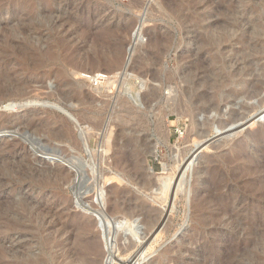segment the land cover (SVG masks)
I'll use <instances>...</instances> for the list:
<instances>
[{
  "label": "rangeland",
  "instance_id": "374dc122",
  "mask_svg": "<svg viewBox=\"0 0 264 264\" xmlns=\"http://www.w3.org/2000/svg\"><path fill=\"white\" fill-rule=\"evenodd\" d=\"M3 60L0 115L39 133L0 125V264H264V0H0Z\"/></svg>",
  "mask_w": 264,
  "mask_h": 264
},
{
  "label": "bare ground",
  "instance_id": "6f19581e",
  "mask_svg": "<svg viewBox=\"0 0 264 264\" xmlns=\"http://www.w3.org/2000/svg\"><path fill=\"white\" fill-rule=\"evenodd\" d=\"M60 19V18H59ZM67 20V19H66ZM74 20V19H73ZM18 22V21H17ZM236 22V21H235ZM21 26V25H20ZM19 26V27H20ZM60 26V25H59ZM128 27V26H127ZM4 28V27H3ZM26 28V27H25ZM7 29V28H6ZM25 30V29H24ZM96 32V31H95ZM109 32V31H108ZM84 33V32H83ZM110 33V32H109ZM108 33V34H109ZM90 34V33H89ZM94 34V33H93ZM107 34V33H106ZM224 35V34H223ZM165 37V36H164ZM3 38V37H2ZM116 38V37H115ZM167 38V37H166ZM97 39V38H96ZM100 39V38H99ZM156 39V38H155ZM210 40V39H209ZM4 42V41H3ZM12 42H14L15 43V40H12ZM16 44V43H15ZM98 45V44H97ZM22 46V45H21ZM46 46V45H45ZM99 46V45H98ZM18 47V46H17ZM95 47V46H94ZM117 47V46H116ZM120 47H122V46H120ZM101 48V47H100ZM108 49V48H107ZM101 50V49H100ZM121 51V50H120ZM115 52V51H114ZM159 52V51H158ZM50 52H48V54H49ZM103 53V52H102ZM111 53V52H110ZM117 53V52H116ZM118 53H120V52H118ZM24 55V54H23ZM120 55V54H119ZM53 56V55H52ZM55 56V55H54ZM116 57H118V54L116 55ZM8 58H10V57H8ZM7 59V58H6ZM116 59H118V58H116ZM6 61V60H5ZM115 61V60H114ZM0 62H4V60L3 61H0ZM50 62H52V61H50ZM86 62V61H85ZM112 62V61H111ZM44 63V61H42V60H40V63L39 64H43ZM114 63V62H113ZM112 63V64H113ZM96 64V63H95ZM95 64H92L91 65V70H94V69H100V67L99 66H97V65H95ZM90 66V65H89ZM112 66H110L109 65V67H107L106 66V68H111ZM105 68V67H104ZM104 72V71H103ZM58 73V72H57ZM60 72H59V75L58 76H60ZM78 74H81V72H77V75ZM84 74V73H83ZM86 74H84V76H85ZM154 75V74H153ZM99 76V77H98ZM114 76V75H113ZM86 77H89V78H92L93 80H95L97 83H99V79H101L102 77H105V74H103V73H99V71H96V73H94L93 75H89V76H87L86 75ZM15 80V79H14ZM102 82V81H101ZM105 82V81H104ZM109 83H111L110 85H112V82H110V81H108ZM114 82V81H113ZM96 83V84H97ZM101 84H103V83H101ZM43 85V84H42ZM106 85V84H105ZM24 88H26L25 86L24 87H22V86H20V83H18L17 81L15 82V83H13V81L12 80H10V79H6V80H3L2 78H1V75H0V97L1 96H24L25 94H26V91H25V89ZM60 88V87H59ZM108 88V87H107ZM69 89V88H68ZM75 92V90L74 89H71L70 90V92ZM251 91V90H250ZM60 92H62V91H60ZM252 93V92H251ZM254 93V92H253ZM61 94V93H60ZM153 94V92H151L150 93V95H152ZM154 95H156V94H154ZM87 96V95H86ZM68 99L69 98H71V97H67ZM209 98H210V96H209ZM90 100V99H89ZM89 102V101H88ZM69 106V105H68ZM121 107V106H120ZM91 111V110H90ZM79 113V112H78ZM82 116L83 115H85L84 113H82L81 114ZM88 115V114H87ZM91 117L90 118H94L95 120L97 119L98 120V118H97V116H94V112L93 113H91V115H90ZM127 116V115H126ZM132 116V115H131ZM84 117V116H83ZM86 119H87V117H86ZM89 119V118H88ZM117 119V118H116ZM90 120V119H89ZM95 121L96 123V125H97V122L99 121ZM4 121L6 122V124H10L12 127L11 128H16V129H18L21 133H23L25 130H31V131H33L34 133H36V132H38L39 130H37L36 128H34L33 127V125H31L30 123H28V124H25V125H23V126H20L19 124H17V123H15V122H11V121H6L5 119H3V117H2V114L0 115V125L1 126H3L5 123H4ZM26 123V122H25ZM94 124V125H95ZM126 124V123H125ZM98 125H100V124H98ZM137 125V124H136ZM39 126V125H38ZM37 126V127H38ZM97 127V126H96ZM44 128V127H43ZM41 129V128H40ZM2 131V128H0V133H2L1 132ZM44 131V130H43ZM39 133V132H38ZM47 133V139L48 140H50V139H54V140H58V141H66V140H69L71 143H73V144H75V146L76 145H78V140H77V138L73 135V133L69 130V128L67 127V128H64L63 130H57V129H48V130H46V132H45V134ZM37 134V133H36ZM111 136V137H110ZM122 137V134H121V131H117V132H115L114 134L112 133V134H110L109 135V142H108V144H110V141H111V144L113 143L115 146H117L118 145V139L120 138V139H122L121 138ZM119 139V140H120ZM141 139V138H140ZM140 139H132L134 142H133V144H135L136 145V147L138 146H140ZM34 140V139H33ZM139 140V141H138ZM128 142H130V140H128V141H125L124 142V145L126 146V144H129ZM110 144V145H111ZM132 144V145H133ZM123 145V146H124ZM118 146H120V145H118ZM122 146V147H123ZM128 146V145H127ZM107 148V147H106ZM51 150H52V152H55L56 151V149H55V147L54 148H51ZM109 150V149H108ZM122 154V153H121ZM124 154V153H123ZM122 154V155H123ZM134 154H136V153H134ZM121 155V156H122ZM126 155H127V153H126ZM126 155H124V156H126ZM138 155V154H137ZM130 156H131V154H130ZM127 158V159H126ZM128 155L126 156V157H124V158H120V161L118 160H116L117 162H118V165H121V164H123V162L124 161H127L128 160ZM131 158H133V157H131ZM130 160V159H129ZM128 160V161H129ZM116 162V163H117ZM130 162V161H129ZM133 162V161H132ZM137 162V161H136ZM126 164V163H125ZM128 164V163H127ZM134 164V163H133ZM132 164V166H134ZM139 164V163H138ZM29 165H31V167H32V164H31V162L29 163ZM130 165V164H129ZM128 165V166H129ZM75 166L76 167H79L80 166V164L78 165L77 163L75 164ZM6 167V166H5ZM8 167V166H7ZM15 167V166H14ZM75 167V168H76ZM16 168V167H15ZM29 168H30V166H29ZM77 169H79V168H76V170H73V171H68V170H66V168H62V167H59L57 170L55 169V170H52V171H50L51 173H52V176H50V175H45L46 173H44V172H46V171H43V175H45V177L48 179V180H50V182H51V184L53 183V185H56V186H58L59 184L61 185V184H63V183H67V182H70V180L74 177V176H78L79 174H78V172L79 171H77ZM133 169V168H132ZM136 169H137V167H135V171H136ZM48 170V169H47ZM80 170V169H79ZM128 170V169H127ZM257 170H259V169H257ZM249 171V170H248ZM251 172V171H250ZM258 172V171H257ZM18 173H19V171H18ZM29 173V172H28ZM39 173V172H38ZM136 173V172H135ZM48 174H50L49 172H48ZM251 175H252V173H251ZM37 176V175H36ZM235 176V175H234ZM80 177V176H79ZM136 177V176H135ZM138 177V176H137ZM242 177V176H241ZM46 178H45V181H47L46 180ZM245 180V179H244ZM139 181V180H138ZM142 182V181H141ZM144 182V181H143ZM59 185V186H60ZM208 185V184H207ZM248 185V184H247ZM257 185V184H256ZM97 187H98V185H97ZM218 191V190H217ZM109 192V191H108ZM97 193V192H96ZM110 193V192H109ZM120 193H121V191H119L117 188H115V190L113 191V195H114V197H113V201H112V204H111V207H110V209H111V213L112 214H114L115 212H118L119 211V209H120V207H121V205H120V202H119V195H120ZM213 193H215L214 192V190H213ZM252 194V193H251ZM259 196V195H258ZM25 200V199H24ZM200 202H198V204L197 205H199L200 206V208H207V207H205L206 206V203H207V200L205 199V198H203V199H201L200 198ZM28 201V200H27ZM216 201V200H215ZM211 202V201H210ZM65 202H63L62 204H64ZM14 207V206H13ZM17 207V206H16ZM19 208V207H18ZM41 208V207H40ZM199 208V207H198ZM209 208V207H208ZM213 208V207H212ZM202 209V210H203ZM204 209V210H205ZM211 209V208H210ZM210 209H208V210H210ZM30 210V209H29ZM42 210H43V208H42ZM146 210V209H145ZM212 210V209H211ZM47 212H52L50 209H47L46 210ZM207 212V211H206ZM7 213V212H6ZM30 213V212H29ZM45 213V212H44ZM50 213H48V215L50 214ZM148 213V212H147ZM150 213H151V211H150ZM154 213V212H153ZM153 213H151V214H149V216L147 217V219L149 220V221H152V220H154L152 217H153ZM31 214V213H30ZM52 214V213H51ZM144 214V213H143ZM1 215V214H0ZM7 215V214H6ZM46 215H47V213H46ZM5 216V215H4ZM8 216H10V215H7L6 217H5V219H4V221L3 220H1V221H3V222H1L0 223V225L2 224L3 225V223H5V224H10L9 225V227L10 226H12L13 227V229L14 228H20V221H19V219H18V221L17 220H12L10 217H8ZM3 217V216H2ZM205 217V216H204ZM4 218V217H3ZM42 219H45V218H42ZM106 221L109 223L110 221H109V216H106ZM113 219V218H112ZM152 219V220H151ZM53 220V219H52ZM60 220V219H59ZM204 221V220H203ZM48 222V221H47ZM114 222L115 223H120L121 221L120 220H118V219H116V218H114ZM113 222V223H114ZM208 222V221H207ZM212 222V221H211ZM26 223V222H25ZM27 224V223H26ZM35 224V223H34ZM45 224V223H44ZM207 224V223H206ZM46 225V224H45ZM48 225V224H47ZM46 225V226H47ZM118 225V224H117ZM259 226V225H258ZM7 227V226H6ZM81 227V226H80ZM90 226H89V224H84V225H82V230H80V232L82 231V232H86V231H88V232H90V228H89ZM44 228V227H43ZM63 229H61V231H58L57 233H58V237L61 235L62 236V232H64L63 230L65 229L64 228V226L62 227ZM16 229V230H17ZM21 229V228H20ZM57 229V228H56ZM75 229V228H74ZM79 229V228H78ZM22 230V229H21ZM26 230H27V228H26ZM30 230V229H29ZM42 230V229H41ZM67 230V229H66ZM84 230V231H83ZM17 231H19V230H17ZM76 231H78V230H76ZM10 232V231H9ZM54 232V231H53ZM79 232V231H78ZM77 232V233H78ZM84 232V233H85ZM32 233H34V232H32ZM67 233V232H66ZM74 233H76V232H74ZM111 233V232H110ZM259 233V232H258ZM108 235H110V234H108ZM36 236V235H35ZM53 236V235H52ZM54 236H56V235H54ZM72 236V235H71ZM70 236V237H71ZM75 237V236H74ZM78 237V236H77ZM76 237V238H77ZM91 237V236H90ZM52 238V237H51ZM57 238V237H56ZM72 238V237H71ZM70 238V239H71ZM69 238H66V239H61V238H57L56 240H54V241H56V242H54V241H52V242H54L53 244H55V247L57 248H59L60 247V249L62 248L61 246H62V244H65V243H67L68 242V240H70ZM75 238H73L72 240H74ZM78 239V238H77ZM145 239V238H144ZM148 239V238H147ZM90 240V239H89ZM81 241V240H80ZM80 241L78 242V243H80ZM85 241V240H84ZM70 242V241H69ZM81 242H83V241H81ZM70 243H72V242H70ZM91 243V242H90ZM94 243V242H93ZM52 244V245H53ZM69 244V243H68ZM77 244V243H76ZM75 244V245H76ZM86 244V243H85ZM67 245V244H66ZM79 246H81V244H78ZM78 246V247H79ZM84 246L85 245H83L82 244V246L81 247H83L82 248V250H85L84 249ZM88 246V245H87ZM55 247H52L51 246V248H55ZM74 247V246H73ZM72 247V248H73ZM81 247H79V249H81ZM86 247V246H85ZM90 247H93L92 246V244H91V246ZM89 247V248H90ZM69 248H71V247H69ZM90 249H92V248H90ZM93 250V249H92ZM61 251V250H60ZM77 251H79V250H76V252H75V255H77L79 252H77ZM91 251V250H90ZM90 251H87V254L90 252ZM95 251V250H94ZM146 251V248L144 249V252ZM29 252V251H28ZM53 252V251H52ZM81 252V251H80ZM83 252V251H82ZM110 252V251H109ZM22 253V252H21ZM73 253V252H72ZM77 253V254H76ZM54 254V253H53ZM65 254V253H64ZM82 254V253H81ZM89 254H91V253H89ZM111 254V253H110ZM72 255V254H71ZM3 256V255H2ZM33 256V255H32ZM43 256V255H42ZM42 256H38V257H42ZM73 256H74V253H73ZM77 256H79V258H76L77 259V261L72 257V259L70 260V259H68L67 261L68 262H66V264H94L91 260H89L88 258H86L85 257V255H84V257H82V256H80V253H79V255H77ZM94 256V255H93ZM129 256V255H128ZM127 256V257H128ZM15 257V256H14ZM36 257V256H35ZM54 257H58V256H55L54 255ZM59 257H60V255H59ZM65 257V256H64ZM130 257V256H129ZM9 258V257H8ZM34 258V257H33ZM45 258V257H44ZM53 258V257H52ZM26 259V258H25ZM35 259V258H34ZM33 259V260H34ZM55 259V258H54ZM78 259H79V261H78ZM1 260H2V258H1ZM39 261H36L35 260V262L37 263V262H39L40 264H45V262H47V261H45L46 260V258L45 259H38ZM56 260V259H55ZM58 260V259H57ZM81 260V261H80ZM93 260V259H92ZM27 261V260H26ZM29 261V260H28ZM27 261V262H28ZM32 261V260H31ZM59 261V260H58ZM34 262V261H33ZM65 262V261H64ZM35 263V264H36ZM51 263V262H50ZM60 263V262H59ZM62 263V262H61ZM3 264V263H2ZM6 264V263H5ZM16 264V263H15ZM23 264H32V262H28V263H24L23 262ZM34 264V263H33ZM48 264V263H47ZM64 264V263H63Z\"/></svg>",
  "mask_w": 264,
  "mask_h": 264
},
{
  "label": "built area",
  "instance_id": "2783aa9c",
  "mask_svg": "<svg viewBox=\"0 0 264 264\" xmlns=\"http://www.w3.org/2000/svg\"><path fill=\"white\" fill-rule=\"evenodd\" d=\"M99 77V76H98Z\"/></svg>",
  "mask_w": 264,
  "mask_h": 264
}]
</instances>
